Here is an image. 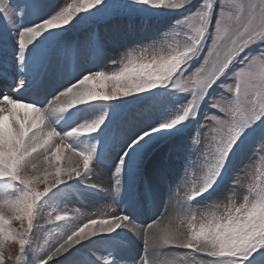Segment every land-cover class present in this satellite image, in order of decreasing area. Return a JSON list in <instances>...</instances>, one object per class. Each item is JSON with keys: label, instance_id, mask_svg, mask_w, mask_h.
<instances>
[{"label": "snow or ice", "instance_id": "1", "mask_svg": "<svg viewBox=\"0 0 264 264\" xmlns=\"http://www.w3.org/2000/svg\"><path fill=\"white\" fill-rule=\"evenodd\" d=\"M192 2L132 0V3L172 9H180ZM219 3L217 13L214 12L213 0H201L198 7L176 22L177 26L188 30L184 33L187 39L183 44L153 43L141 48L139 55L130 52L119 71L85 74L59 91L43 108L14 99L10 94L0 96V179L8 178L19 186L14 195L0 197V264H20L37 223L41 199L60 184L89 172L92 159L90 150H78L66 141L72 136L97 131L104 117L81 123L66 133H58L49 122V117L86 102L126 97L165 83L188 94L179 113L170 122L157 126L172 128L190 116L195 118L209 90L222 76L229 74L233 83L219 86L226 88L230 96L209 97V107L215 111L206 114L204 119L209 123L201 125L208 128V154L199 178L190 188H186L183 198L179 200L182 216L179 226L176 217L168 215L144 226L130 224L129 217L118 213L112 205V211L106 217L89 216L86 223L83 222L49 248L38 264H51L61 257L70 256L83 242L97 235L111 234L122 226L128 227L144 242L145 253L135 264H188L186 257L194 255L208 258L200 260V264H264V177L259 178V183L248 186L242 202L237 203L233 190L226 199L215 203L212 210L199 213V218L187 210L189 201L212 186L226 157L234 148L240 147L247 138L257 133L264 138V0L248 3L219 0ZM97 5H102V0H64L62 5L55 6L50 16L30 26L20 27L14 23V19L39 5L34 0H0V16L10 27L17 29L13 35L19 71L24 72L27 67L24 61L28 46H34L43 33L47 31L52 34L51 30L71 26L81 19V13L90 12ZM100 10L97 8V11ZM209 38L211 43L207 45L203 62L190 71L192 62L203 53ZM253 45L258 49L255 54L248 51ZM149 48L152 50L150 58L145 55ZM63 54L64 50L45 53L34 62L47 63L54 55ZM101 81L114 82L111 91L98 89L97 84H101ZM23 85L24 79L21 78L13 91H18ZM22 108L28 111L21 113ZM146 137L151 138L147 132L140 133L128 148L133 151L139 148ZM192 142L194 145L197 143L195 137ZM258 146L264 159V139L258 142ZM127 154L125 150L117 161L114 182L107 190L112 194L113 202L121 191V173ZM62 155H66L70 161L75 160V163L56 166V161ZM41 184L44 185L42 190L39 188ZM182 184H186V181ZM91 186L100 189L96 183ZM5 205L9 209L7 213L3 211ZM64 219L65 215L51 213L47 223ZM13 220L19 221V230L11 227ZM6 238L15 239L18 244L14 259L12 254H4ZM175 248L186 251L183 255L164 261L154 258L164 249ZM96 258L101 264H109L108 257L97 255ZM84 259L87 264V258Z\"/></svg>", "mask_w": 264, "mask_h": 264}, {"label": "rangeland", "instance_id": "2", "mask_svg": "<svg viewBox=\"0 0 264 264\" xmlns=\"http://www.w3.org/2000/svg\"><path fill=\"white\" fill-rule=\"evenodd\" d=\"M65 2H72V0H65ZM200 2L201 0H193L191 5H186L180 9H172L166 7H152L149 4L132 3V0H102V5H97V8L101 9L100 11H97V8H94L90 12L81 13L80 14L81 19L75 21L71 26L51 30L52 34L46 31L41 35V38L42 40H44L43 39L44 36L45 38H48L47 36H50L52 39L51 41L58 40V44H60L61 46L62 44L65 43V41H63L64 36L70 35V40H71L72 33L77 35L76 37L80 38V41L82 42L83 45H87L88 39L90 38L94 43H98V45L102 44L100 40L103 39L110 41L109 42L110 44L111 42H113V44H115V47L111 48V50H108L112 58L104 60L106 66L100 68V71L111 73V72L119 71V69L123 66V63L125 62V57L127 56L128 53L132 52L136 55H139L141 48L152 45L154 43L153 42L152 44H149L151 41L148 40L141 41L136 31H134L133 29L131 30V28L129 27L127 28L122 24V18H123L121 17L122 15L133 14L134 17H138V18L142 16L149 17V16L166 15L170 18L169 21H171L173 28L169 30L168 36L165 37L162 36L163 40L155 43L156 44L163 43L165 45L183 44L187 39L184 33L188 30L186 28L177 26L176 22L179 21L185 15H187L190 11L198 7ZM238 2L248 3V2H256V0H238ZM34 3L38 4L39 7L32 9L28 13H23L22 19L19 16V18L24 22L23 23L24 25L22 24V27L30 26L33 23L39 22L42 18H46L47 16H50L55 6L62 5L64 3V0H34ZM213 3H214V12L218 13L220 7L219 0H213ZM125 5H130V6H125ZM60 31L62 32L60 33ZM12 32L14 33L15 31L9 30L10 33L9 36H13ZM176 33H179V35H176ZM118 34H120L121 36L119 37ZM133 35L136 36L137 39L134 38ZM125 38H127L126 43H124L125 41L122 42V39ZM8 41L9 40H7V42ZM10 41L13 42V37L11 38ZM205 43L206 46L203 50V53H201V55L192 62L190 66L191 67L190 71L195 70V68L199 67L200 64L203 62V56L207 54V45L211 43V38H209ZM61 46L53 48L52 52H55L56 50H60ZM107 46L108 48H110L109 44ZM28 48L29 50L26 51L27 54H25L24 62L28 66H30V68H32L33 65L28 64V62L26 61L29 59V61L33 63L36 60V56L33 55H37V53L35 52L39 51L40 49L39 46L36 45V43H34V46L29 45ZM257 50H258L257 46L253 45L252 48L249 49L248 51L251 54H255ZM29 51H31L30 54ZM151 52L152 50L151 48H149V52L146 53L145 55L150 58ZM102 53L104 54L103 48H102ZM15 64L13 67L16 66L19 67L17 63ZM232 83L233 81L231 79V74H229V76L228 75L222 76L217 81V83L213 85V88L209 90L208 96L201 101L197 109V115L195 116V118L197 119L195 124L194 125L192 124V127L188 128L189 130L186 131V135L183 136L184 138L183 142L178 146L177 153L182 155H187V157L183 158L182 159L183 161L180 159L174 161L177 164L182 163L180 165L181 167L180 170H178L179 172L174 173V181H173L174 183L172 182L173 179L169 180L167 177L163 176L160 167L158 168L159 170L157 172H153L154 174L150 173V177H152V179L154 178L153 182L155 181L157 185L167 182L173 187L172 190H170L168 196L166 197L165 204H163L161 210H163L162 212H166V214L164 213L165 215L172 217H175L177 216L176 214H178L176 219L177 221L176 223L178 226L181 223L180 218H182L180 213V205H179V200L182 198H180L178 192L185 189L186 184H182L184 181L188 180V184H189L191 182L194 183L195 178L196 180L199 178L205 164V157L208 154L207 150L210 141V138L207 136L208 128L203 127L201 125L209 123L208 121H205L204 117L206 114L213 113L215 111L214 109L209 107V102H210L209 97L228 98L230 94L226 91V88L221 87L219 85L220 84L228 85ZM113 84L114 82L106 81L103 82L102 84H97V88L100 90L111 91ZM159 87L161 91L157 94H152L149 100H147V102H149V106L143 105V107H141L142 110L144 111L151 109L150 111H148L147 117L146 115H144L145 119L148 121L149 118H153V117L155 118V116L170 117L171 119H173L175 115L179 113V109L181 108V106L185 104V102L188 99L187 93L179 92L178 90L171 88L169 84L162 83L159 84ZM64 88L66 87H62V89ZM62 89L58 90L55 93V95ZM148 91L149 90H145L141 93H137L136 95L137 96L142 95L144 94V92L147 93ZM132 95L133 94L129 96ZM127 97L128 96L119 97L109 101H102V100L92 101L93 105L91 109L85 110V119L87 123L99 119L100 117H104L103 122L99 126L98 130H106L107 128L112 126L116 117L119 116V112L121 110L119 101L120 100L125 101ZM216 114H219L221 116L223 115L222 113H216ZM154 126H156V124ZM142 132H147L150 134L151 131L148 130L146 127H143L141 129H136V131L134 132V139ZM177 134H179V132ZM194 137L197 140V143L195 145L192 142ZM261 139L264 138H262L260 134L257 133L247 138L240 145V147L234 148L230 152V154L226 157V162L224 163V165H222L221 171L217 175L212 186L202 195L197 196L192 201H189V204H187V210L197 214L199 218V213L212 210V207L215 203L226 199L227 195L233 190H234L235 200L238 203L242 202L243 196L247 194L248 186L253 183H259V178L264 177V159L261 158L262 153L259 151V146H258V142ZM103 144L104 141H102L100 145H98L97 150L100 149V147ZM145 144L140 145V147L135 149L134 151L130 149H129L130 151L127 150L128 154L125 157L126 162L125 165L123 166L121 173V191L116 196L117 200H119V205L122 203L124 199L123 197L129 193L128 180L130 179V176L133 175L134 173L135 163H136L135 161L137 159V156L143 150ZM174 149H176V147ZM122 150L124 149H120V152ZM94 154L95 152H93V155ZM129 156H132L133 162L131 163L127 162V158ZM67 159L68 158H64L62 160L60 158V161L62 162ZM116 164L117 163L115 161L113 166L109 168L111 175H113L114 173ZM169 166L171 165L169 164ZM243 168L244 171H242ZM105 177L106 178L104 180L109 182L111 187V185L114 182L113 176L107 177L105 175ZM87 180L88 178L86 176L85 179H83V181L82 179H79L78 181L76 180V182L79 183L81 188L82 187L86 188L88 184ZM91 181H94V179H92ZM234 181H238V183ZM70 185H72L71 182L69 183L65 182L60 184L59 187L57 186L53 188L39 202L40 213L37 218V223L34 226L32 233L30 234V242L25 247L24 255L20 261V264H38L39 259L46 253V251L49 248L55 246L59 241L64 239L68 234H70L72 231L78 228L81 225V222H84V220L74 221L75 215L78 216L77 213L74 212V214H72L69 210H66L65 204L71 203L73 201V198H75V193L71 191L72 186ZM43 187L44 185L41 184L39 186L40 190H42ZM2 188H3V192L2 194L0 192L1 195L0 197H8L14 195L17 192L19 186L14 181L9 180L5 183L4 182L0 183V191H2L1 190ZM156 189L159 188H157L156 186ZM4 192L7 194H5ZM108 193L109 195H107V193L103 194V196H107V197L105 200L100 202L101 203L100 207L101 206L104 208L106 207L107 209V206L112 205L113 196L110 192ZM171 196H173V199L170 204V199L168 198H170ZM92 197L93 198L97 197V194L87 195L86 193L82 192L76 195V199L78 198L77 201L82 203H84L85 201L86 202L90 201V198ZM160 197L162 198L163 195L160 194ZM174 201H175V205L173 203ZM105 203L107 204L110 203V204L106 206ZM172 206L173 208H171ZM98 208H94V207L90 208L88 210V213L86 212L87 215H85V217L91 215L93 216L94 215L93 211H95L94 209H98ZM90 210H92V212H89ZM3 211L6 213L9 211L7 205L4 206ZM217 211L220 210L218 209ZM51 213L65 215V219L59 222H54L53 224H48L47 220ZM98 213L100 216H102L107 212L104 213L98 212ZM129 216L130 215H128L127 217ZM152 220L154 221V219ZM152 220L149 219H145V221L141 220L139 223H136L135 225L144 226L149 224ZM131 222L132 221L129 220V223ZM25 226H26V222H25ZM11 227H13V229L15 230H19L20 229L19 221L13 220ZM183 227L186 228V225H184ZM119 231L120 234L119 233L118 234L120 235L121 238H123L122 234H124L125 236L127 235L126 233H124V229L123 230L119 229ZM133 237L134 240L132 238L128 242L133 243L134 250L135 248H137L136 251L137 250L139 251L140 249L139 246L141 242L143 245L142 253L138 254V258H136L138 261L141 258V256L144 255L145 253V246L141 238H138L136 235ZM106 243L107 242H105L103 239L95 240V237H93L91 240L85 241L81 245H78L77 250H75L70 256L66 255L62 257L61 260H54L52 262L56 264H62L64 262L68 264H82V263L85 264L84 258L86 257L87 261H90L93 264L96 263L101 264V261L98 260L96 257L97 255L101 257H106V255H104L105 251L103 253V249H105L104 244ZM17 251H18V244L15 242V239L6 238L5 250H4L5 256L12 254L14 259V254ZM129 252L131 253L132 249ZM184 253L185 252L179 253L176 250L173 251L170 249H168L167 252V250L164 249L163 251L155 254L154 258L160 261H164L170 259L173 256L183 255ZM92 256L96 258V263H94V261H91L90 258ZM186 259L188 260V264H200V260L208 259V258L194 255L192 257H186Z\"/></svg>", "mask_w": 264, "mask_h": 264}, {"label": "bare ground", "instance_id": "3", "mask_svg": "<svg viewBox=\"0 0 264 264\" xmlns=\"http://www.w3.org/2000/svg\"><path fill=\"white\" fill-rule=\"evenodd\" d=\"M17 10H19V9H17ZM50 13V12H49ZM48 13V14H49ZM22 15H23V13L21 14V16H20V18L22 19ZM19 17H16L15 19H14V23L15 24H18V25H20V27L22 26V24L24 23L21 19H20ZM24 25V24H23ZM5 26H8V29H6V28H4ZM78 26V25H77ZM128 28V27H127ZM170 28H173V26L171 27L170 26ZM9 30H12V31H17V29H15V28H13V27H10L9 25H8V23L5 21V19L2 17V16H0V40H2V39H4L6 36H8L7 34H8V32H9ZM130 30V29H129ZM7 31V32H6ZM76 31V30H75ZM3 33H5V34H3ZM13 33V32H12ZM71 33V32H70ZM78 34V33H77ZM119 35V37L121 36L120 34H118ZM72 36V35H71ZM162 36H164V34H162ZM12 37H14V35L12 36ZM11 37V38H12ZM43 37V36H42ZM48 38H45V36L43 37V39H44V42L42 43V45L43 46H47L48 45V41L51 39V37L50 36H47ZM15 38V37H14ZM63 38V37H62ZM61 38V39H62ZM69 38H70V35H67V36H64V38H63V41H65V44L67 45V42H68V40H69ZM16 40V39H15ZM62 41V42H63ZM101 41V40H100ZM125 41V42H124ZM126 41H127V38H125V39H122V42H124V43H126ZM59 42H61V41H59ZM102 46H101V48H103V51H104V54L102 53V51L99 53V57H98V59H97V63H100L101 61H104V60H106V59H111L112 57H111V54L108 52V50H111V48H114L115 47V44H113V42H111V44L109 43L110 41H108V40H102ZM34 43H36V44H38V42H34ZM64 43V42H63ZM121 43V42H120ZM155 43V42H154ZM62 44V43H61ZM109 44V46H110V48H108V45ZM158 44V43H157ZM117 45V44H116ZM71 48L74 50L75 49V46L74 45H72L71 46ZM40 50L39 51H37L39 54L40 53H43L44 52V47L42 48V47H40L39 48ZM6 50H7V48L4 46V45H0V58H3V59H5V57H4V55L7 53L6 52ZM10 51L13 53V54H15L16 53V51H17V47H16V41H14V42H12L11 43V45H10ZM37 52H35V53H37ZM26 54H27V52H26ZM29 55V54H28ZM114 61V60H113ZM15 63H17L16 62V58H14V60L12 61V67L14 66V64ZM24 64L27 66V67H25V70H24V72H20L19 71V67H13L15 70H16V80H15V82L17 81V79H18V77L19 76H21V75H23V77H24V79H26V80H31L33 77H36L37 75H35V76H33L32 77V71H31V68H30V66H28L25 62H24ZM16 65V64H15ZM38 63H34L33 64V67H38ZM102 68V67H101ZM102 70V69H101ZM41 79H43L42 77H41ZM50 86H51V84H50ZM51 90L53 91V89H52V87H51ZM37 93H39V92H37ZM137 94V93H136ZM136 94H133L132 96H128V98H127V100H125V101H128V100H131L130 99V97H134V95H136ZM144 94H145V92H144ZM14 99H17V100H20V101H23V102H29V103H33V104H35L36 106H39V107H41V108H43L44 106H46L45 104H46V102H48V98H44V99H42L41 101H38V102H34V101H32L31 99H26L25 97H23V96H15V97H13ZM127 103H130V102H127ZM141 106V105H140ZM91 109V108H90ZM20 111H21V113H23V112H26V111H28L27 109H20ZM72 112H73V110L72 109H69L68 111H66L65 113H60V114H55L54 116H51V117H49V122L50 123H52L53 124V127L58 131V133H63V131H66L67 130V128H69V126L72 124V122H75V121H77V118H73V119H70L69 121H67V122H65V123H63V124H58L57 122L59 121V119H61V118H63V117H65V118H67L68 116H70L71 114H72ZM138 113H140V114H142V113H144L143 111H140V112H138ZM150 115V114H149ZM158 125H161L160 124V122H159V124ZM111 127V126H110ZM172 128H169V130H171ZM116 132H118V134H116V137L114 138V137H112L111 138V140H110V142H115L116 140H119V138L121 137V135L124 133V135H122V137H127V134H125V130H124V127L122 126V125H120L118 128H117V131ZM74 136H72V137H69L68 139H67V141L66 142H68L71 146H72V144H73V142H74ZM132 140L133 139H130V140H128V143L130 144L131 142H132ZM154 141H158V140H154ZM153 142V141H152ZM148 143V142H147ZM146 143V144H147ZM128 144V145H129ZM156 145H157V142H154L153 144H151L150 145V149H153V148H155L156 147ZM128 150H129V148H128ZM140 150V149H139ZM141 151V150H140ZM133 152V151H132ZM149 152V146L148 147H146V149H143L140 153H141V155H140V158H138V165H139V167H143V169L145 168H147V166H148V162H147V160L145 159V155H146V153H148ZM130 154V153H129ZM133 154V153H132ZM138 157V156H137ZM65 158V157H64ZM135 158V157H134ZM136 159V158H135ZM63 160V159H62ZM68 163H66V164H74L75 163V160H72V161H70L69 159H68ZM72 162V163H71ZM127 162L128 163H131V162H133L132 161V156H129L128 158H127ZM65 163H64V161H60V159L59 160H57L56 161V166H59V167H63V166H65L66 165ZM106 166H107V163H105V162H99V161H96L95 163H90V168H89V172H86V173H83L82 175H81V177L80 178H74V179H72V180H69V181H67V182H72V183H76V180L78 181L79 179H85V177L87 176V178H88V180H87V183L89 184H87V186H86V188H81V186L80 185H77V184H75V186L73 185V190H74V192L76 193V195H78V194H80V193H82V192H84V193H86L87 195H95V194H97V197H92V198H90V201H88V202H84V203H82V202H78L77 201V199L79 198H77L76 199V196H75V198H73V200L74 201H72L71 203H67V204H65V207H66V210H69L72 214H74V212H76L77 213V215L78 216H76L75 215V218H74V221H76V220H84V222L86 223L87 222V219H86V217H85V215H86V212H87V209H89L90 207L92 208V207H94V208H98L99 210L98 211H100L102 208L100 207V205H101V201H103V200H105L106 199V197L107 196H103V194H106V191L108 190V188H109V185L107 184V181H105L104 179L106 178L105 177V172H107V169H106ZM115 167H116V165H115ZM161 169V172H162V174H163V176L164 177H167L169 180L170 179H173L174 178V174L172 175V172H171V170H170V168H169V166L168 165H166L165 163H163L161 166H159ZM158 167V168H159ZM156 169V170H153V172H157L159 169ZM135 170V169H134ZM95 172V174L93 175V174H91L92 172ZM165 171V173H163ZM133 173V172H132ZM108 177L110 176V173L109 172H107V174H106ZM88 176H90V177H88ZM111 176H113V175H111ZM173 176V177H172ZM8 179V178H7ZM92 179H94V181H91ZM154 179V178H153ZM3 179H0V183H2L1 181H2ZM11 181V180H10ZM159 181V180H158ZM174 180H172V182H173ZM82 182V181H81ZM85 182V181H84ZM155 182V181H154ZM97 184L99 187H100V189L101 190H99L98 188H95V187H92L91 185L92 184ZM174 183V182H173ZM68 185V184H67ZM70 186H72V185H70ZM175 186V185H174ZM59 187V186H58ZM87 187H89V188H87ZM63 188V187H62ZM62 188H60V189H62ZM128 188V187H127ZM157 188H159V191H164V194H167L165 197H167L168 196V194H169V192H170V190H172V186L169 184V183H167V182H164V183H161L160 185H157ZM2 191H0L1 192V194H2V192H3V188L1 189ZM151 190L152 191H156V188H153V187H151ZM5 191V190H4ZM7 192V191H6ZM73 192V193H74ZM5 193V192H4ZM5 194H7V193H5ZM178 194H179V192H178ZM10 195V194H9ZM213 195V194H212ZM1 196V195H0ZM164 196V195H163ZM159 198H161L160 197V195L158 196ZM171 197H173V196H171ZM170 197V198H171ZM178 197V196H177ZM170 198H168V199H170ZM179 198V197H178ZM105 202H107V201H105ZM110 202V201H109ZM172 202V201H171ZM174 203V205H175V201L173 202ZM108 204H110V203H108ZM107 203H106V206L108 205ZM114 207H115V209H116V211L117 212H123V209H121L120 208V205H119V200H117V197L115 198V202L112 204ZM112 205H109V206H107V208H108V210H109V208H111V206ZM170 207V206H169ZM106 208V207H105ZM171 208H173V206L171 207ZM175 208V207H174ZM112 209V208H111ZM110 209V210H111ZM174 210V209H173ZM92 211V210H91ZM169 211V210H168ZM170 212V211H169ZM173 212V211H172ZM94 213V212H93ZM99 214V213H98ZM166 214V213H165ZM164 214V215H165ZM163 215V216H164ZM162 216V217H163ZM158 220L161 218L160 216H157L156 217ZM143 221V220H142ZM145 221V220H144ZM155 221V220H154ZM78 222H80V221H78ZM147 222H150V221H147ZM83 222H81V224H82ZM130 224H132V223H130ZM95 227V226H94ZM120 230H123L124 229V233H126L127 235H126V238L128 239V241L130 240V239H132L133 238V240H134V237L133 236H135V234L132 232V231H130V229L128 228V227H124V226H122L121 228H119ZM119 229H117L116 231H118V232H120L119 231ZM139 246V245H138ZM143 247V245H142V242H141V244H140V246H139V251L137 250L136 251V249L137 248H135V250H134V246H133V249H132V252H131V254H132V258H133V262H132V264H135V262L137 261V259L136 258H138V254H140V253H142V248ZM173 251H175V250H173ZM178 251V250H177ZM179 253L180 252H185V251H183V250H180V251H178ZM140 256V255H139ZM62 259V257L61 258H59L58 260H61ZM88 263V262H87ZM94 263H96V262H94ZM120 263V262H119ZM51 264H56V263H54V262H52ZM62 264H68V263H66V262H64V263H62ZM83 264V263H82ZM92 264V263H91ZM97 264V263H96Z\"/></svg>", "mask_w": 264, "mask_h": 264}, {"label": "clouds", "instance_id": "4", "mask_svg": "<svg viewBox=\"0 0 264 264\" xmlns=\"http://www.w3.org/2000/svg\"><path fill=\"white\" fill-rule=\"evenodd\" d=\"M101 84L103 83V81L100 82ZM238 203V202H237ZM249 215H252V213H250Z\"/></svg>", "mask_w": 264, "mask_h": 264}]
</instances>
